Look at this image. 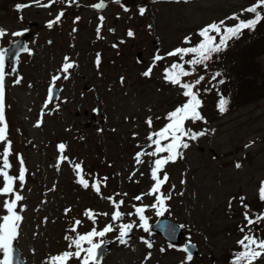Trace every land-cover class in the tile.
Wrapping results in <instances>:
<instances>
[{
	"label": "rangeland",
	"instance_id": "obj_1",
	"mask_svg": "<svg viewBox=\"0 0 264 264\" xmlns=\"http://www.w3.org/2000/svg\"><path fill=\"white\" fill-rule=\"evenodd\" d=\"M98 2L76 0L69 4L68 0H61L49 8L32 4L17 11L16 4H28L31 0H0V27L6 30V35L0 37V48L17 38L12 33L25 28L28 21L33 22L27 40L31 52L21 53L14 60L15 65L13 62L6 69L5 76L6 118L13 142L10 174L18 175L16 154L23 156L28 169L26 183L19 189L25 197L20 202L25 206L20 213L23 219L19 235L13 241L25 264H49L51 256L69 250L65 236H75L70 229L77 219L82 221L77 228L79 233L93 227L100 230L112 223L114 206L106 197L124 200L120 210L125 213L134 212V204L154 203L153 196H144L141 201L134 199L147 193L154 183L150 177L153 158L143 157L145 163L140 165L134 158L145 149L150 132L164 127L168 123L167 114L180 106L179 90L168 88L164 79V69L179 57L165 54L177 47L194 45L201 39L200 29L233 13L239 14L255 0H105L106 7L93 8ZM141 6L146 8L143 16L138 11ZM60 11L65 13L61 21L48 27V22ZM100 16L104 21L98 38ZM76 17L80 19L76 21ZM129 30L134 36L127 35ZM185 37L191 38L190 44L184 42ZM261 51L253 50L251 69L252 62L264 69ZM138 52L140 62L136 58ZM157 52L165 59L156 62L150 76L142 75L153 64ZM66 56L76 66L70 69L68 79L61 74L55 82L61 91L59 98L45 107L52 76L60 73ZM245 65L250 71L247 60ZM18 77L23 79L15 84ZM261 91L264 92L263 83L249 93L250 101L223 115L210 108L213 100L210 95L200 94L207 119L194 124L206 135L189 140L190 147L183 151V158L166 166L170 179L163 191H171L172 196L166 201L163 216L183 226L184 241L195 242L198 255L186 261L182 244L170 246L158 234L145 232L138 226H134L127 243L121 244L116 239L119 224L140 223L137 216L126 215L115 222L117 231L103 238L111 248L100 264H227L223 255L237 247L243 235L240 228L246 224L240 198L249 206L250 215L252 208L259 210L260 204L264 206V201L258 200L264 181ZM239 97L240 105V99L246 96ZM42 110L43 121L37 127ZM148 118H152L151 127L146 122ZM190 124L193 123L187 122L186 126ZM60 143L67 146L64 154L69 160L61 163L58 170ZM78 162H83V174L90 184L108 177L106 187H101L102 195L76 182L72 164ZM237 163L241 167L237 168ZM133 171L136 174L130 178ZM182 180L185 182L181 183ZM8 198L0 196V216L6 214L3 201ZM66 208L71 209L67 214ZM86 209L109 215H98L93 223L84 215ZM145 215L149 222L153 221L156 209L148 208ZM141 237L151 241L153 247L147 248ZM149 252L152 255L146 261ZM69 264L79 261L73 258ZM257 264H264V259Z\"/></svg>",
	"mask_w": 264,
	"mask_h": 264
},
{
	"label": "snow or ice",
	"instance_id": "obj_2",
	"mask_svg": "<svg viewBox=\"0 0 264 264\" xmlns=\"http://www.w3.org/2000/svg\"><path fill=\"white\" fill-rule=\"evenodd\" d=\"M61 2V0H47V3H42L41 0H31V3L15 5L17 11H21L32 4L40 7L49 8L56 3ZM76 0H68L69 4L75 3ZM119 2V0H117ZM95 9H103L106 7L105 0H99L98 3L92 5ZM127 11L128 9L125 8ZM139 14L143 16L146 12L145 7H139ZM243 13L254 14L250 19H241L240 15L233 13L232 16L226 17L225 20L219 22H213L206 25L204 28L200 29L198 35L202 38L198 43L189 47H177L172 51L165 54L167 57H179V60L174 61L170 66L164 69V79L171 83L172 85L180 87L182 95L186 97L185 102L177 106L174 110L167 114L168 123L164 125L161 129L151 132L148 135L149 145L151 151L141 149V151L135 154V162L137 165L144 164L145 160L143 157H153L150 167V177L154 182L147 193H143L134 197L135 200L141 201L144 196H153L154 203L151 205L141 204L139 206L133 205L134 212L125 213L121 211V206L125 203L124 200H116L113 196L106 197L114 206V211L111 213L112 223L106 224L102 229L97 230L93 227L86 233H79L77 228L82 224V221L77 219L74 221L73 227L70 229L71 232L76 233L75 236L66 235L65 239L69 242L68 249L62 253L53 255L49 258V264H69L73 258L79 261V264H100V250L105 243L104 237L111 232L117 231L114 227L115 222L122 221V219L127 216H137L139 219V225L135 224V221H130L127 223L121 222L118 227L119 235L116 239L121 244L127 243V238L129 233L132 232L134 226L143 228L145 232L150 231V225L148 223V217L145 212L148 208L156 209V215H163L167 211L166 201L171 199V191L165 193L163 191L164 185L169 182V174L166 171V166L169 163H175L178 158H183V149L190 147L188 143L189 140H197L198 137L206 135V131L194 132L192 129L186 126L188 121L195 123L196 121H202L205 118L201 114L202 100L200 98L199 85L204 80V76H199L191 82H186L184 78L192 76L197 66H206L207 62L210 61L214 54H219L223 52L228 46L229 41L233 39H239L243 34L244 30H254L256 26L264 21V0H255V3L249 5L248 7L241 10V15ZM65 15L64 11H60L54 18V20L48 22V27H52L55 23L61 21V18ZM80 17H76L78 21ZM236 20L238 21L234 25H227L226 20ZM101 24L97 28V37H100V28L103 26L104 17L100 16ZM75 22V21H74ZM75 32L76 29L73 28ZM109 31H114V29H109ZM213 33L215 35H213ZM6 35V30L0 27V37ZM14 36L22 35V32L12 33ZM128 36H134V33L129 30ZM219 36L217 41L216 37ZM186 44L191 43L190 37H185ZM50 43V42H49ZM116 47L117 45H113ZM23 52H31V50L24 46L20 49ZM7 55V50L0 48V146H2V152H0V196L9 197L3 201V209L6 210V214L0 216V253L3 254V258L0 259V264H13V241H15L19 235L20 224L23 219L20 214L24 207L20 202H22L25 197L21 194L19 189H22L26 183V174L28 169L25 166V161L23 156L16 154L17 160L19 162L18 175L10 174V169L13 168V164L10 162V156L13 155V142L10 139L9 122L6 118V102H5V57ZM157 52L153 57V64L142 73L144 76H150L152 74L153 68L156 62L165 59ZM185 56H190V59L185 60ZM19 58L17 54V59ZM65 62L62 64L60 73L52 76V85H50L48 90V100L45 107L48 106L52 101L55 82L61 78L63 74L64 79H68V74L70 69H73L76 65L75 62L71 61L69 57L64 58ZM97 66L100 64V55L97 54L96 59ZM188 65V67H185ZM219 72L213 75V79L220 76ZM22 77H18L14 80L15 84H20ZM124 82V78L121 77V83ZM223 83V80L219 81ZM208 91L209 89H204ZM229 101L225 97L221 96L218 101V110L221 113L227 111V105ZM43 110L41 111V117L37 120L36 126L39 127L43 121ZM149 127L152 126V118H148L146 121ZM214 131V130H213ZM135 135V134H134ZM66 145L60 143L58 145V150L60 155L57 160V169L61 163L68 161L69 157L65 155ZM248 147V145H245ZM166 153V155H165ZM72 167L76 172L77 183L80 184L85 189L91 187L98 195H102L101 187H106V181L108 177L98 178L94 181L89 182V180L84 177L83 162L73 163ZM239 168L241 165L236 164ZM138 170V169H137ZM161 173L163 175L161 176ZM136 172L133 171L130 175L135 176ZM143 175V173H140ZM185 181H181L184 183ZM18 185V186H17ZM175 188V185H172ZM120 195L119 193L116 194ZM127 195L126 193L124 194ZM260 199L264 201V181H261L259 188ZM241 204L245 208L243 213L246 224H244L240 231L243 233L242 238L237 242L241 246V250L236 252L232 259L231 264H257V262L264 258V235L260 234L258 228L254 230V226H258L264 223V212H260L255 216L250 215L249 206L243 203L244 198L241 197ZM232 200L229 201V208H231ZM19 205L20 211H17ZM70 208L65 209V213H69ZM84 215L95 223L98 215H109L108 213H95L91 209H86ZM47 219V218H45ZM183 227V226H181ZM99 238V239H98ZM141 239L146 244L147 248L151 249L153 244L149 240ZM87 245L85 247L84 245ZM190 245V242H189ZM189 245L183 247V251L186 253V261H192L193 253L190 251ZM75 249L74 251L71 249ZM161 251H164L162 248ZM152 253L149 252L145 256V260L151 258ZM183 264V262H182Z\"/></svg>",
	"mask_w": 264,
	"mask_h": 264
},
{
	"label": "trees",
	"instance_id": "obj_3",
	"mask_svg": "<svg viewBox=\"0 0 264 264\" xmlns=\"http://www.w3.org/2000/svg\"><path fill=\"white\" fill-rule=\"evenodd\" d=\"M238 15L241 16V19H250L254 14L243 13L241 15L240 12ZM237 22L238 21H235L233 23L226 22V24L231 26L236 24ZM213 35L215 34L213 33ZM216 39L218 41L219 36H217ZM198 42L199 40L197 41V43ZM258 48L262 50L261 52L264 51V21L259 23L254 30H244L239 39H233L229 41V46L223 52L214 54L213 58L207 62L206 66H197L195 73L192 76L184 78V80L186 82H191L201 75L204 76V80L198 87L202 96L210 95L211 99H213L210 103V108L218 114H224L228 111L234 110L241 106V103L250 101V99L252 98H250L249 93H251V91H254V89H259L262 83L264 84L263 67L257 65L255 62H252L253 69H251L250 67L253 58V50L257 52ZM186 57L187 56H185V58ZM188 58L190 59L191 57L188 56ZM246 60L249 62L250 71H247V65H245ZM185 67H188V65H185ZM217 72H219L221 75L216 77V79H213V75ZM221 80H223V83L219 82ZM165 83L167 84L168 88H177L179 90L177 94L179 96V101L177 102H179V105H182L186 100V97L182 95L183 90L178 86L172 85L166 80ZM204 89L209 90L205 91ZM263 93L264 92L261 91V95ZM240 95H243L244 97L246 96V98H241L239 105L238 100L240 98ZM221 96L225 97L229 101L227 105V111L224 113H221L217 107L218 101ZM200 111L202 116L205 118L206 114L205 112H203V108H201ZM151 150L152 149L150 148V151ZM252 212L253 216L259 214L260 212H264V206L260 204V209L258 210L256 208H252ZM256 228H258L260 234L264 235V223H261L258 226H254V230ZM236 246L237 247H235V249H231L223 255V260L228 264H231L236 252L241 250V246L238 243L236 244Z\"/></svg>",
	"mask_w": 264,
	"mask_h": 264
},
{
	"label": "water",
	"instance_id": "obj_4",
	"mask_svg": "<svg viewBox=\"0 0 264 264\" xmlns=\"http://www.w3.org/2000/svg\"><path fill=\"white\" fill-rule=\"evenodd\" d=\"M28 33H29V30L27 31L25 30L24 32H22V35H20V39L18 41L11 43L8 47L5 48V50H7V55L5 57V62L7 65H10L11 63H13L15 58L17 57V54H19L20 52H23L20 50L22 47L25 46V44L22 41V38L25 35H28ZM137 58L138 60H140L139 52L137 53ZM58 94H59V89L54 87V93H53L52 99L57 98ZM150 229L156 230L168 242L175 244V245L179 244L180 238L182 236V230L180 226L177 223L169 219L163 218V217H159L156 220V222L150 224ZM186 245H189V243H186ZM189 247H190V251L193 254L197 252L196 246L194 244L190 243ZM107 249H108L107 244L102 246L100 250V259H101L102 253L107 251ZM13 264H24L22 254L14 243H13Z\"/></svg>",
	"mask_w": 264,
	"mask_h": 264
}]
</instances>
